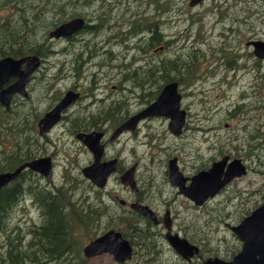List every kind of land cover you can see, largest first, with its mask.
Wrapping results in <instances>:
<instances>
[{"label": "rangeland", "instance_id": "374dc122", "mask_svg": "<svg viewBox=\"0 0 264 264\" xmlns=\"http://www.w3.org/2000/svg\"><path fill=\"white\" fill-rule=\"evenodd\" d=\"M11 1L13 0H0V21H11L12 27H14L16 24H22L24 20L23 14L28 15L25 16L27 23L23 21L24 26L30 29L31 41L39 44L38 35L46 36L49 30L48 23L50 18L55 15L54 5L46 4V0H26L27 6L24 7L25 11L21 13V11L19 12L17 9L15 11L11 7H9L10 9L3 8V6L10 4ZM49 1L56 2V0ZM146 1L88 0L87 6H81V0H59L58 9L63 10L67 14L73 13L76 17L83 16L88 18L87 24L89 25H95V23L91 24V17L96 16L95 18H98L101 15L102 26L99 30L92 33L89 31L80 32L74 36L75 39L73 40L75 41L66 42L61 39L51 41L48 43V48L52 49L53 52L42 58L44 63L41 65L43 67H52L53 69L58 67L68 68L78 65V61H76L77 55H83V58H85V55H104L102 51L109 49L112 39L121 40L124 38V29L120 26V23L125 21L128 15V10L126 14L124 13L125 9H128V7L133 9L138 2H142L140 5L142 6L141 11L145 12L144 17H155L160 24V33L164 37L163 39L171 42L168 45H154L150 50H147L145 55H157L155 60L151 61L142 58L136 51L121 54L119 49H115L114 42H112L110 48V51H114L112 55H125L124 62L126 65L137 67L138 64V67L142 68H151L154 63L164 62L170 57L169 55H176L173 61L177 67H188L194 70L193 74L189 76L192 85L189 89L182 91L184 99L181 100L184 107L188 109H185V111H189V128L182 138L187 157H192L194 153H198V159H202L205 164H208V159L218 153V150H212L213 148L226 147V137L228 139L232 137L234 139L232 145L237 148L238 153L243 154L246 151L245 144L248 135L251 136L254 132H261L264 129V64L255 66V64H251V57H243V55H252L251 48L245 45L247 41H264V8L258 10L259 14L244 19L241 23L235 22L234 19H241L240 17H235V15H244L241 12L243 9L239 10V5L243 6V3L262 5L264 0H206L193 8L187 6L188 0H149L151 4L157 5L156 11H153L154 7L152 5L146 7ZM111 3L113 7H110ZM41 9L46 16L42 20ZM18 13H21L19 20L17 19ZM31 21L32 26L30 27L29 23ZM41 21L44 22L41 23ZM16 27H19V25ZM14 34L15 32L7 35L9 40L13 39ZM23 35L24 33L21 37ZM147 40L148 36L144 43ZM5 46L8 47L7 44ZM220 55H238V57L235 60L236 67H234L229 77L222 76L218 79L215 63ZM85 66L88 67L87 65ZM257 66H259L258 72L255 69ZM132 70L137 73L134 69ZM125 73H130L128 67H125ZM168 74L172 75V73ZM42 75L46 77V71H43ZM93 76L90 72H86V75L80 77V80L85 82L87 78H92ZM107 76L112 81L116 78L114 73H109ZM67 77L70 78V74ZM127 78L129 79L128 76ZM63 82L69 86L72 85V82L69 84V80L57 79L53 83L50 78H46V88L42 98L39 94L37 81L30 83L28 90L29 101L34 106L37 116L40 114L42 105L52 102V97L61 91L58 89L64 87ZM141 82L143 81L139 80V83ZM57 85L58 87L56 88ZM51 88H54V91H51ZM100 89L101 86L96 89V92L102 95ZM150 92L149 90H144L141 94L147 95ZM133 93L136 96L140 94L136 84H134ZM111 94L118 101L119 107L127 111H133L136 108V100H130L133 97L131 93L128 94L116 89L111 91ZM18 102L20 103V101ZM235 106L243 108V113L231 118L228 112ZM1 108L3 109L2 106ZM163 131H167L166 122L146 121L142 123L136 136L124 137L125 152L121 156L122 161L127 164L137 156V160L140 161L142 159L143 164L148 163L150 158L163 162L167 157L163 149L171 147L173 143H179L176 141L171 145L168 144L164 141L165 135L162 133ZM61 133L58 129L54 130L51 136L47 137L49 141L46 143V145H49L54 142L57 146V153L61 156L60 159H57L59 163L56 164L52 172L51 183L54 187L60 185L63 176L79 175V168L88 161V157L83 153L82 149ZM145 134L158 135L164 146L160 154L145 155V147L143 145V136ZM59 137L62 140V144L60 142L57 144L56 139ZM20 141L23 142V137H21ZM64 142L72 145L73 150H68L64 146ZM210 147L211 149H209ZM73 158H76V165L70 166L69 161ZM154 163H158L155 165L158 168L163 164L159 161ZM200 163V160L194 162L189 160L187 165L191 167ZM249 168L247 175L238 179L231 186V191L238 198L234 202L230 218L224 212H221L219 218L216 219L206 217L186 220L184 233L188 235L190 240L201 243L204 246V254L207 256L217 253L223 256L231 254L237 244L235 238L224 228L225 225H235L245 212H250L263 200L264 168L258 167L257 171H255V158H253ZM154 180L158 184H164L160 172L155 174ZM47 189L51 188L47 186ZM81 190L83 192L88 190L84 183H81ZM102 192L107 194V196L102 195V199L113 206L114 202L107 197L117 196L122 198L124 194L123 189L114 178L108 181ZM89 194L91 195V193ZM214 208L219 209V205H215ZM115 215L120 217L118 210H113V215L107 216V220H110L112 225L116 223V219L113 218ZM9 222L10 225H13V231L17 232L16 235L20 245L24 246L28 240L27 227L39 225L38 209L28 198H22L21 202L11 210ZM177 222L181 224L185 220H177ZM141 226L144 227V224L141 223ZM110 229H117L121 233L126 232V228L121 222H117ZM149 230L154 232L151 228ZM94 235V230L86 232L85 230L77 229L76 239L72 237V242H74L72 247L74 248L67 255L66 261L78 264L79 260H83L80 250L82 246H85V239ZM156 244L158 246L157 249L159 251L162 250V254L165 253L166 259L169 260L166 242L161 238H157ZM4 249L3 236L0 235V252ZM153 262L155 264H166L164 260L160 261L159 258H156ZM58 263L52 262L49 264ZM82 264H111V261L108 256L103 255L90 260L89 263L82 262ZM179 264L183 263L179 262Z\"/></svg>", "mask_w": 264, "mask_h": 264}, {"label": "flooded vegetation", "instance_id": "af4514ba", "mask_svg": "<svg viewBox=\"0 0 264 264\" xmlns=\"http://www.w3.org/2000/svg\"><path fill=\"white\" fill-rule=\"evenodd\" d=\"M26 3V0H13L10 4L3 6V8L10 9L9 7H11L12 9H15V11L17 9L19 10V12L21 11V13H23L25 11L24 7L27 6ZM140 3L141 2H138L135 5L136 9H139ZM188 3L189 0L187 2V6L189 7ZM110 7H113L112 3L110 4ZM127 10H130V8L128 7V9H125V14L127 13ZM156 10L157 5L155 6L154 11ZM20 14L18 13L17 15L18 20L20 18ZM23 16V21L27 23L25 16L28 15L23 14ZM95 17L96 16L91 17L90 21L91 24L95 23V25L87 24L88 18L73 17L83 19L85 24L83 28L75 31L70 36L65 38H48V33L55 27H57V25L50 29L47 32L46 36L43 37L41 35H38L37 40H40V43L38 44L37 42L35 44L33 41H31L28 32V30L30 29L25 26L27 31L24 32V35L22 37L28 36L30 39H13L9 42L8 49L6 51V55L9 56H3L0 59L4 57H10L13 60H18L32 55L36 56L39 59V66L34 71H32L27 83L24 86L26 95L21 96L19 94H13L10 97L9 105L6 109L1 105L4 110L2 108L1 109L6 113H9L11 116L17 114L18 111L23 114L22 118L15 119L14 121L24 123V121L28 122V120H31L30 123H28V126L24 124H17L20 129L18 133L22 131V133L25 134L23 136L24 138L22 142V148H19V142L18 140H16L18 133L13 138H11L9 142L10 146L16 152L21 154L27 152V150L30 149V143L35 144L39 154V157L35 159L41 158V161L45 162L44 164L50 168V181H46L45 177L42 174L39 175L35 172H32V174L38 178V185L41 187V189L53 191L56 188L61 187L70 196L71 206H82L89 217L96 218L98 220V226H91L88 231L90 232L94 230L95 235L93 237L87 238L85 241V245L91 240L101 236L105 232L110 231L106 230L109 227L115 226L117 222H121L126 228V232L124 234H121L120 236L128 242L131 248V254L127 260L118 262L109 253H101L99 255L85 258L82 254V249L84 247L82 246L80 252L84 259L79 260L78 264H82V262L89 263L90 260L103 255L109 257L111 264H155L153 261H155L156 258H159L160 261L164 260L166 264H179V262L183 264H203L206 259L214 258H218L224 262L231 260L238 253L240 248V243L231 233L230 234L235 238L237 244L235 250L232 251L231 254L223 256L217 253L207 256L204 254V246L197 241L190 240L188 235L184 233L186 228V220L206 217L210 219H216L219 218L221 212H224L225 215H228V217L230 218V214L234 208V202L238 198V196L231 191V186L238 179L247 175L250 169L249 165L252 164L253 158H244V153H238L237 148L232 145L234 142V139L232 137H230V139H228L227 137L225 138L226 147L212 149L218 150V153L208 159V164H205L204 160L198 159V153H194L192 157H187L182 138L189 128V111H185V109H188L187 107H184L181 100L184 99V94L182 93V91L184 89H189L192 85L189 76L193 74L194 70H191V68L188 67H177L175 62L173 61L176 55H169L170 57L167 58L164 62L161 61L159 63H154V66L151 68L138 67V64L137 67H131L125 64V55L115 56L112 55L114 54V51H110L112 42H114L115 49H119L121 54H128L136 51L141 55L142 58H146L150 61L155 60V57L157 55H143L140 52L141 44L144 43V40L147 38V36L149 40L150 37H158L159 34H161L160 24L158 21H156L155 17L149 30L141 31L139 34L132 36L131 28L133 26L140 25V22L133 20V15L128 14L125 21H122L120 23V26L124 29V38L121 40L112 39V42H110L109 45V49L102 51V54L104 55H85V58H83V55H77L76 61H78V65L68 68L58 67L53 69L52 67H43L41 65L44 63L41 55H50L53 52L52 49L48 48V43L60 39L65 40L66 42H71V40L75 41L73 40L75 39L74 36L84 31V28L86 26L91 27L87 31L91 33L95 32L96 26L99 23L103 22L100 19L101 15L98 18ZM17 25L20 26V24ZM228 30L230 31V29ZM15 33H18V27L15 28ZM91 35L93 36V34ZM93 38H95V36H93ZM163 38L164 37H162L164 45H168L171 42ZM0 41H2L1 36ZM255 41L264 43V41L261 40L247 41L245 45L251 48V54L252 47L250 45H247V43ZM157 42L158 41L151 42V48ZM29 45L32 46L31 49H28ZM0 49L3 48L0 47ZM44 49L46 50L45 54L42 53ZM200 56L203 58L202 55ZM237 57L238 55H220L216 59L215 68L218 71V79L222 76L229 77L234 67H236L235 60ZM243 57H251L252 65L255 64L256 66L264 64V58L258 59L253 54L243 55ZM85 65H87L88 67H86ZM125 67L129 68L130 73H125ZM258 68L259 66L255 68L256 72H258ZM23 69L24 66L22 65L21 70ZM132 69H134L137 73L133 72ZM43 71H46V77L42 75ZM86 72H90L94 76L92 78H87L85 82H82L80 80V77L85 76ZM109 73H114L116 77L114 81H112V79L107 76ZM168 73H172V75L170 76ZM68 74H70V78L67 77ZM127 76L129 77V79L127 78ZM46 78H50L53 83L56 82L57 79L69 80V84L72 82V85L69 86L67 84H64L63 82L64 87L58 89L61 91L57 95H54L52 97V102L46 105H42L40 114L37 116L34 106L29 101V85L31 82L37 81L39 86V94L42 98L46 88ZM139 80L143 82L139 83ZM14 81V78H9L7 82L3 84L2 88H6L7 86L12 85ZM134 84H136V88L140 91V94L138 96L133 93ZM169 84L176 85V93L179 96L178 113L181 114L183 118V125L181 127L179 135L175 136L168 131V118L162 116H153L139 120L133 130H123L113 137V133L119 126H121L129 118L133 117L134 115L145 109L147 106H149L151 103H153L158 97L161 90ZM99 86H101L100 93L102 95H99L96 92V89ZM57 87L58 85L56 86V88ZM116 89L128 94L131 93L133 95L130 100L135 99L137 105L133 111H127L118 106V101H116L113 97V94H111V91ZM144 90H149L151 92L147 95H143L141 94V92ZM51 91H54V88H51ZM67 92H71L73 95H75L74 100L65 108L60 110L58 121L53 124L48 130H43V125L41 124L40 134L39 128H37V122L42 119L49 111H51ZM148 96L151 97V100L149 102H146ZM18 101H20V103ZM228 113L232 118L239 114L241 115L243 113V108L235 106ZM225 118L228 119L227 116H225ZM146 121L166 122L167 131L162 132L165 135L164 141H166L170 145L176 141H178L179 143H173L171 147H166L168 151L167 149H163L165 156L167 155L163 162L161 160L150 158L148 160V163L143 164L142 159L138 161L137 156H135L129 163L125 164L122 161L121 157L125 152V145L123 143L124 137L136 136L140 130L141 124ZM56 129L62 132V135H66V138L72 140V143H74L75 145L77 144L82 149L83 153L87 155L88 161L79 168V175L74 174L69 175L68 177L63 176L60 185L54 187L51 183L52 172L56 164L59 163L57 159H60L61 156L57 153V146L54 142L51 141L52 144L49 145H46V143L47 141H49L47 137L49 135L51 136L53 131ZM92 133L100 135L99 138L94 141V145L99 148L97 166H100L102 164L113 167V171L106 177L103 187L95 186L92 182L84 178V176L82 175V170L93 166L94 161L96 160H94L95 157L91 152L92 149L89 150L87 146L82 144L77 136L82 134L88 135ZM56 137L58 136L56 135ZM143 140L145 155L152 156L155 153L160 154L162 152V148H164V146L159 140L158 135L145 134L143 136ZM56 141L57 144H59V142L62 144V140L60 137L56 139ZM63 144L68 150H73L72 145H68L67 142H64ZM23 145H28V147H26L25 149ZM96 147H94L95 151ZM209 149H211V147ZM254 150H257V148L249 149L247 154H252V151ZM12 156H14V153L12 154ZM225 157V165H227L233 159L240 160V162L245 167V173L240 178H233L226 184H223L213 197L205 199L199 205H196L194 202L190 201L181 193H179L177 187L171 186L168 181V162L171 160H174L173 166L176 168L179 177L181 178V180H183V184L186 187L189 185L190 178L192 176L196 175L199 172L208 170L213 162L222 160ZM189 160H192L193 162L196 160H200L201 163L199 165L194 164L189 167L187 165ZM155 161L163 163L162 166L160 168L155 167V165L158 164L154 163ZM69 165H76V158L71 159L69 161ZM130 168L133 169L132 188L123 185L119 181V177ZM158 172L161 173L164 184H158L154 180L155 174ZM18 177L12 182L16 181ZM113 178L124 191L122 198H118L117 196L107 197L109 200L114 202V206L102 199V195L107 196V194L103 193L102 191L106 187L108 181ZM81 183H84L86 185L88 189L86 192H83L81 190ZM47 186L51 189H47ZM89 193H91L92 196ZM134 204L147 208V210L151 212V216H153V218L155 219V223L149 221L145 216L139 214L138 212L133 211L131 209V205ZM215 205H219V209H215ZM113 210H118L120 215V217H118L117 215L113 216V218L116 219V223L114 225H112V222L110 220H107L108 215H113ZM245 216H241L240 220ZM70 219L72 226L83 225V223H80V221L84 220L78 217L77 214H70ZM163 219H166V222L169 225L170 235L176 236L179 240H184L188 244L195 246L197 248V253H192V255L190 256V252H186L185 256L182 257L175 251L176 248L174 250L171 245L167 244L164 238L166 230L163 227ZM39 220L41 224V217L39 218ZM177 220H185V222L179 224ZM239 221L237 223H239ZM141 223L144 224V227L141 226ZM149 228H151V230H153L154 232H151ZM157 238H161L164 242H166L167 252L169 253V260L166 259L165 253L162 254V250L159 251L157 249ZM74 239H76V237H74ZM128 239L130 240V243ZM47 262L48 261H46L44 264H47ZM38 264H41V260ZM67 264L74 263L67 262Z\"/></svg>", "mask_w": 264, "mask_h": 264}, {"label": "water", "instance_id": "95a60500", "mask_svg": "<svg viewBox=\"0 0 264 264\" xmlns=\"http://www.w3.org/2000/svg\"><path fill=\"white\" fill-rule=\"evenodd\" d=\"M204 0H189V7L197 5ZM85 22L80 18H73L61 23L48 33V38L59 39L70 36L75 31L83 28ZM252 47V54L258 58H264V43L260 41L248 42ZM24 69L21 70V66ZM39 66V59L36 56H26L13 60L10 57L0 59V105L5 109L9 105L10 97L13 94L25 96L24 86L32 71ZM9 78H14L12 85L2 88ZM75 98L71 92H67L57 105L49 111L42 119L37 122V128L41 134V124L43 130H48L58 121L59 112L71 103ZM179 96L176 93V85L169 84L159 93L156 100L145 109L129 118L113 133V137L123 130H133L136 123L146 117L162 116L169 119L167 124L168 131L177 136L180 134L183 125L182 115L178 113ZM96 135V136H95ZM100 135L88 134L78 135L79 141L87 146L93 153L96 161L94 165L82 170L84 178L88 179L97 187H103L105 179L113 171L109 165L97 166L98 150L94 141ZM94 138V139H93ZM96 147V151L94 150ZM226 157L222 160L213 162L208 170L197 173L190 178L188 186H184L183 180L179 177L176 168L173 166L174 160L168 162V181L171 186H176L179 193L185 196L196 205L201 204L205 199L213 197L217 191L233 178H240L244 173V166L238 159L231 160L225 165ZM41 158L24 162L9 172L0 173V189L15 180L23 170H29L39 175H43L46 181H50V168L47 167ZM47 163V162H46ZM119 181L129 187H133V169L125 171ZM131 209L145 216L149 221L155 223L151 212L147 208L139 205H131ZM163 227L166 230L165 240L182 257L186 252L197 253V248L188 244L184 240H179L176 236H171L169 225L163 219ZM225 228L240 243L238 253L229 261H222L218 258L206 259L203 264H264V199L260 205L254 208L247 216L236 225H225ZM101 253H109L118 262L127 260L131 254V248L126 240L118 234L110 235L104 233L86 244L82 249L85 258H89Z\"/></svg>", "mask_w": 264, "mask_h": 264}, {"label": "trees", "instance_id": "16d2710c", "mask_svg": "<svg viewBox=\"0 0 264 264\" xmlns=\"http://www.w3.org/2000/svg\"><path fill=\"white\" fill-rule=\"evenodd\" d=\"M200 3L202 2H199L198 4ZM46 4L54 5L55 7V15L50 18L48 23L49 30L63 22H66L72 17H76L73 13L67 14L63 10L58 9L60 5L59 0H56V2L46 0ZM145 4L146 7L152 5L154 7L153 11L155 10L156 5L154 3L151 4V1L147 0ZM87 5L88 0H81V6ZM239 6V10L243 9L241 12L244 15H235V17H240L241 19H234V21L241 23L242 20L259 14L258 10L264 8V3L262 5L243 3V6ZM141 7L142 6L140 5L139 9L134 7L133 9L128 10V14L133 15V20L140 22V25L133 26L131 28L132 36L139 34L141 31L149 30L152 26L154 17H144L145 12L141 11ZM45 17L46 16L41 9V20ZM54 18L55 20H53ZM82 18L84 17L82 16ZM42 22L44 21H41V23ZM29 25L30 27L32 26V21ZM16 26L14 25V27H12L11 21H0V36L2 39V41H0V47L3 48L0 49V58L3 56H9L6 55L8 47H6L5 44L8 45L11 40H9L7 35L14 33ZM101 26L102 23H99L96 26L95 31L99 30ZM89 28L91 27L86 26L84 31H87ZM26 31L27 30L23 22V24H20L18 27V33L14 34L13 39H30V30H28L30 38L28 36L21 38V35ZM156 41L158 42L155 45L163 44L161 34H159L158 37L152 36L147 42L142 43L140 47L141 54L145 55L146 51L151 49V42ZM31 48L32 46L29 45L28 49ZM45 51L46 50L44 49L42 53L45 54ZM44 56L45 55H41L42 58ZM150 100L151 97L148 96L146 102H149ZM22 117L23 114H21L20 111L11 116L0 107V173L12 171L18 165L39 157L38 149L35 144L30 143L31 149L21 154L16 152L9 144L11 138H13L20 130L17 124H24L28 126V123L31 121H24V123L14 121L15 119ZM24 135L25 134H23L22 131L18 133L16 140L19 142V148H22V142L20 139ZM25 146L28 147V145H23L24 148ZM245 147L246 151L243 156L244 158H255V171H257L258 167L264 168V129L261 132H254L251 136L248 135ZM251 148H257V150L252 151V154H247ZM13 153L14 156H12ZM22 198H28L29 201L37 207L39 218L41 217V224L39 222V225L27 227L26 232L28 240L24 246L20 245V241L16 235L17 232L13 231V225H10L9 222L11 210L21 202ZM72 213L77 214L78 217L84 220L80 221V223H83L82 226H72L70 219V214L72 215ZM248 214L249 212L247 211L244 216ZM98 224V220L96 218L89 217L82 206H71L70 196L61 187H58L53 191L43 190L38 185V178L35 177L29 170H23L19 174L16 181L11 182L0 189V235L3 236V246L5 248L2 252H0V264H38L39 260H41V264H44L46 261H48L47 264L52 262L67 264L66 257L74 248L72 247L74 244V242H72V237H75L77 229L88 232L91 226L97 227ZM108 230L113 229H110L109 227L106 231ZM115 230L118 231L117 229Z\"/></svg>", "mask_w": 264, "mask_h": 264}, {"label": "bare ground", "instance_id": "6f19581e", "mask_svg": "<svg viewBox=\"0 0 264 264\" xmlns=\"http://www.w3.org/2000/svg\"><path fill=\"white\" fill-rule=\"evenodd\" d=\"M106 233H108V234H110V235H115V234H119V235H121L122 233L121 232H118V231H115V230H110V231H108V232H106Z\"/></svg>", "mask_w": 264, "mask_h": 264}]
</instances>
